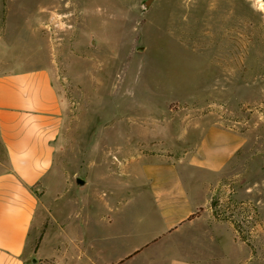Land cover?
Returning a JSON list of instances; mask_svg holds the SVG:
<instances>
[{
	"label": "rangeland",
	"instance_id": "1",
	"mask_svg": "<svg viewBox=\"0 0 264 264\" xmlns=\"http://www.w3.org/2000/svg\"><path fill=\"white\" fill-rule=\"evenodd\" d=\"M144 1L0 0V72L48 67L62 105L31 242L41 219L89 216H126L146 238L156 212L142 163L184 155L218 123L248 142L218 175L214 213L244 242L232 264H264V0Z\"/></svg>",
	"mask_w": 264,
	"mask_h": 264
},
{
	"label": "crops",
	"instance_id": "2",
	"mask_svg": "<svg viewBox=\"0 0 264 264\" xmlns=\"http://www.w3.org/2000/svg\"><path fill=\"white\" fill-rule=\"evenodd\" d=\"M62 123L48 67L0 72V264H232L242 257L234 249L244 242L236 239L232 222L216 216L212 195L218 175L248 141L218 123L209 124L184 155L162 154L142 163L156 212L145 224L151 230L146 238H137V222L126 216H89L68 224L52 218L48 226L40 220L44 232L34 246L38 193L52 176ZM136 160L132 156L127 165L134 179ZM53 220L61 228L55 235ZM191 228L201 235H188Z\"/></svg>",
	"mask_w": 264,
	"mask_h": 264
},
{
	"label": "water",
	"instance_id": "3",
	"mask_svg": "<svg viewBox=\"0 0 264 264\" xmlns=\"http://www.w3.org/2000/svg\"><path fill=\"white\" fill-rule=\"evenodd\" d=\"M155 0H145L142 4V7L144 10H149L151 5L153 4ZM140 50H143L144 47H140L139 48ZM76 184L79 186V187H84L87 183L86 179L82 178V177H76ZM33 262L36 263L37 262V259L34 258L33 259Z\"/></svg>",
	"mask_w": 264,
	"mask_h": 264
},
{
	"label": "built area",
	"instance_id": "4",
	"mask_svg": "<svg viewBox=\"0 0 264 264\" xmlns=\"http://www.w3.org/2000/svg\"><path fill=\"white\" fill-rule=\"evenodd\" d=\"M247 217H249V216H247ZM250 217H252V216H250Z\"/></svg>",
	"mask_w": 264,
	"mask_h": 264
}]
</instances>
